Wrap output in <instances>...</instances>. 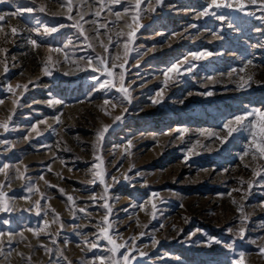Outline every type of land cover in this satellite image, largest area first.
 <instances>
[{"label": "rangeland", "instance_id": "obj_1", "mask_svg": "<svg viewBox=\"0 0 264 264\" xmlns=\"http://www.w3.org/2000/svg\"><path fill=\"white\" fill-rule=\"evenodd\" d=\"M68 2L0 3V123L9 124L0 128V168L9 165L0 191L11 209L0 212V264H112L125 251L131 264H235L240 252L243 264H264V159L248 128L224 127L237 116L259 126L250 114L264 112V0H228L224 20L200 15L211 0H152L139 14L135 0H103V10L101 0H70L71 12ZM77 21L84 36L70 26ZM109 56L112 77L95 59ZM178 63L192 70L166 79ZM121 73L130 102L118 91ZM105 80L115 87L101 89ZM105 227L127 242L117 257L100 236Z\"/></svg>", "mask_w": 264, "mask_h": 264}, {"label": "snow or ice", "instance_id": "obj_2", "mask_svg": "<svg viewBox=\"0 0 264 264\" xmlns=\"http://www.w3.org/2000/svg\"><path fill=\"white\" fill-rule=\"evenodd\" d=\"M5 2V0H0V3H3ZM151 2L152 0H135V5H134V8L133 10H135L137 12V14H139V12H142V11H147L148 9L147 8H144L142 7V5L144 4H149L151 5ZM236 2H238V0H236ZM251 2L253 4L257 3V0H251ZM112 3L113 4H117L119 3V0H112ZM163 3V0H156V6H161ZM64 7H67L68 8V11L71 12L72 11V5H71V2L69 0V2L66 4V5H63ZM234 7V4L233 3H229L228 0H211V2L207 5V8H205L201 13L200 15L201 16H214L216 17L217 19L219 20H224L225 17L223 15H218V11L222 8H232ZM211 9H215L216 11H210ZM29 11H33V9H28ZM101 10H103V0H101ZM130 9L129 8H125L124 9V12L127 13ZM152 11H155V8H152L151 9ZM237 10L239 11H243L244 8H243V5H241ZM39 11L43 12L45 11V9L43 7H41L39 9ZM109 11H112L111 8H109ZM262 11H264V8H262ZM16 15H19V10L17 11V13H15ZM113 14L119 18L121 16V13L119 11H116V12H113ZM69 19H71L72 17L69 16L68 17ZM261 22H264V15L258 17ZM5 17L3 15H0V21H4ZM81 19H83V16H81ZM132 20L133 21H136L137 20V16H133L132 17ZM71 27H75V28H78L80 29V34L82 36H84V32L82 30V25L79 24V22L77 21L76 23L70 25ZM129 29H132V25L129 24V25H126ZM141 25H139L138 23L136 24V29H138ZM61 27H63V25H61ZM193 27H195V25H193ZM39 29H37L38 31ZM12 31V34L15 35L16 32H17V29L15 28H12L11 29ZM58 31V29L56 27H47L45 26L44 27V32L45 33H49V32H56ZM98 31V30H97ZM135 35V29H133L132 31L129 32L128 34V42L125 43V49L128 50V44L132 41L133 37ZM85 40H87L88 38L85 36L84 37ZM31 44H33V46H37V42L35 40H30L29 41ZM112 41L109 40V44H111ZM105 52H109V49L108 48H105ZM210 53H191L193 59H200L202 56H205V55H209ZM99 65H105L101 71L109 76V77H112L113 76V71L111 70L112 68H115L117 65L115 64H111L110 67L107 66L110 62V59L111 57L109 56L108 58H103V57H97L95 58ZM89 64H92L93 63V58H89ZM121 68L123 67L122 65L120 66ZM7 67L5 66V69L4 71L7 72ZM97 69L96 68H93V71H96ZM183 71H191L192 70V66L189 65L187 68H183L182 69V64L181 63H178V64H173L170 68H168L165 72H164V75L167 78H169V74L170 73H177V75L181 74V72ZM47 74V73H46ZM121 86L120 88L118 89V91L124 93V99L125 100H128L130 102V99H129V92H128V89L125 88L123 86V74L121 73ZM109 86H112V87H115V85L113 84V82L111 80H105L104 82L100 83L99 87L101 89L103 88H107ZM17 87H20L19 85ZM25 89L27 88V85L24 86ZM9 92H13V88L9 85L8 89H7ZM157 95H160V93H158ZM208 95H211V93H208ZM160 101L159 100H153V103H159ZM0 103H3V101H0ZM104 103L107 105L109 104V101L108 100H105ZM113 107H115V105L113 104ZM107 114V113H105ZM250 115H255L259 120H260V124L259 126H257V124L255 123H251V127L249 128L248 125L244 124V121L246 119L245 116H237L234 118V120L232 121H229L228 123H226L224 125V127L227 129L228 131V134L231 135L234 131H239L241 128H248V130L250 131V135H251V140L249 141V144L252 145V146H255V149H256V152L259 153V156H260V159H264V112L262 111H257V112H254V113H251ZM116 120H120L121 117L120 116H117L115 118ZM11 120V117H9V121ZM57 122L58 121V118H57ZM231 124H235L237 125V127H230L229 125ZM0 128H3L4 131H8L9 130V124L7 122L5 123H0ZM32 131H36V128L35 126H33L32 128ZM108 131V126H104L102 128V130H100L98 133H97V140L98 141H103L104 139V135L105 133ZM39 134V133H38ZM257 137H259V139H257ZM2 143H8L6 140L5 141H2ZM249 154V151L248 150H245V152L243 153V156H247ZM243 156L241 157V159H243ZM253 157L255 158V152L253 153ZM97 159H100L99 157H97ZM9 165L8 164H4L2 168H0V171H3L4 169L8 168ZM94 167H99V165H94ZM259 173H254V175H258ZM41 179H43V177H41ZM125 179H128L127 176H125ZM113 180L115 182H118L116 181V178L113 177ZM103 182V180L101 181ZM252 185L249 184V188H251ZM29 192L32 191V188H29L28 189ZM62 191V190H61ZM108 191V186L105 185V193H107ZM153 196L157 195L156 193H153L152 194ZM27 199V197L25 198ZM67 199L69 201H73V197L71 196H68ZM93 201L96 200V197L93 196L92 197ZM102 207L106 210V214L104 215V224L105 225H108L109 224V216H108V213L111 212V206L109 205V203L107 202V200H105V203L102 205ZM153 209L156 208V205L153 204L152 205ZM11 209L8 207V205H6L4 203V193L2 191H0V212H4V211H10ZM81 212L87 214V209L86 208H81L79 209ZM37 215H40V212L38 211L37 212ZM55 219H59V217H55ZM8 221H4V223H7ZM48 224H47V221H45V227H47ZM163 227V226H161ZM30 231L33 232V235H38V231L37 230H31L29 229ZM40 231H43V229H40ZM231 231V230H229ZM7 233H2L0 232V236H3V235H6ZM239 237L241 239H243L245 237V229L243 227H240L239 228ZM22 235V234H21ZM144 235V233H140V236L142 237ZM194 235V233H193ZM100 236L103 237V239H105L108 244H110L112 247L110 249H108L109 251L112 252V255L113 257H117V253H119V250L121 248H126L127 247V242H125L124 244H119L117 243L112 237L111 235L109 234V230L107 227L103 228L101 230V233H100ZM100 237H98L97 239H99ZM53 243H55V241L53 240ZM85 243V246H89L90 244V247L91 248H97L98 247V244L96 242H89V241H84ZM158 243V241H156L155 239H153V244H156ZM209 244H212V243H215V244H221L222 242L219 241V240H216L215 238H210L209 241H208ZM227 248L231 249L232 248V245L231 244H226L225 245ZM2 247V246H0ZM41 247H43V245H41ZM47 251H51L50 249H47ZM132 251H135V247H133ZM260 253L264 254V247H261L260 248ZM141 256H145L147 255L146 253H140ZM244 253L243 252H240L239 253V256H240V259L236 260L235 261V264H243V257H244ZM96 259L100 260L101 264H104V261L108 258L106 257H97ZM136 259L134 256L131 255L130 251H125L123 253L120 254L119 257H117L116 259H113L112 260V264H121V260L123 261V264H131V261Z\"/></svg>", "mask_w": 264, "mask_h": 264}]
</instances>
